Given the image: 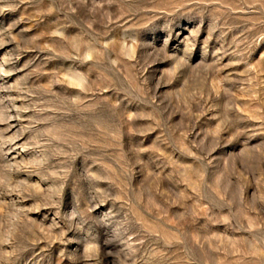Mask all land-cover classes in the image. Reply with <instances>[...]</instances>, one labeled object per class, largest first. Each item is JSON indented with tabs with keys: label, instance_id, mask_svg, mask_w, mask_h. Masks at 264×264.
I'll return each mask as SVG.
<instances>
[{
	"label": "rangeland",
	"instance_id": "obj_1",
	"mask_svg": "<svg viewBox=\"0 0 264 264\" xmlns=\"http://www.w3.org/2000/svg\"><path fill=\"white\" fill-rule=\"evenodd\" d=\"M0 264H264V0H0Z\"/></svg>",
	"mask_w": 264,
	"mask_h": 264
}]
</instances>
